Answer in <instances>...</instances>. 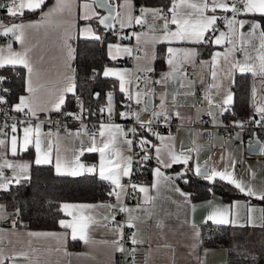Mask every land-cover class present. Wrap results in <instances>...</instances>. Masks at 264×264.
<instances>
[{
    "label": "crops",
    "instance_id": "0c3cea01",
    "mask_svg": "<svg viewBox=\"0 0 264 264\" xmlns=\"http://www.w3.org/2000/svg\"><path fill=\"white\" fill-rule=\"evenodd\" d=\"M116 1V13L114 16L112 29L121 30L122 33H117L114 38L108 41L105 45L106 55L113 61H118L120 59L126 58L127 63L120 65L119 63H114L111 65H106L101 70V76L103 75V70L105 67H110L117 70H127L128 74L132 76L134 72H139L144 74L142 79V85L138 88H132L133 93L137 91L144 92L145 95L141 99V103L137 104L135 101H131V108L127 111H133L140 114L141 120H146L151 118L153 111H160L161 96L163 93H167L166 102L168 105L167 111L169 112V117L166 121L174 120L176 125L174 127V134L172 136L168 135L165 131L159 133L160 136L164 137L163 143L156 135L148 136L147 140L150 141L148 145V154L155 162L152 168L151 179L147 183H139L136 189V194L133 201H126V195L122 194V203L127 208L132 211L121 212L120 216L116 217L110 214L109 209L105 207H100L101 205H115L116 209H119V204L115 196H110L111 201H96L93 203H75V202H62L61 206L64 204L68 205H93L91 209L87 208H70L66 211H62L63 217L60 220L72 221L73 216L68 215L67 212H72L76 216H86L90 217L93 223L89 224L87 229L88 242L83 240L72 239L71 229L62 228L59 226L55 229H33L25 226L17 227L15 229H8L6 227L0 226V256L4 257V262L7 264H128L129 253L133 248L141 249L146 256V264H225L226 263V250L225 247L217 246H201L200 237L197 239L195 236V231L193 229V224H195L199 231L200 225L205 222V218L208 213L212 210L214 205L228 206L233 204V202H239V221L242 225H250L248 222V207H252L255 211L252 213L255 225L261 223V206L257 203L247 201L245 199L237 198L230 202L224 201L217 193L211 192L207 197L192 200L189 198L188 194L183 191L177 184L176 179L173 177V172L166 171V167L158 164L156 159V149L152 145L161 148V156L168 162V150L163 147V144L172 145L173 151L177 154L184 153L189 155L190 159L188 164L183 163L174 164L177 166L178 170H183L184 168L191 167L193 172L197 165L201 169H210L215 166L218 170L223 171L227 168L228 171L234 172L235 176L241 179L246 185L250 184L257 191L264 189V152L261 151L264 148V140L261 138V149L260 155L245 156L243 151V146L241 144H235L234 140L239 139L240 135L238 133L232 134L230 139L223 141L221 139L220 133L216 129L223 122V115H220L221 109L210 108L207 101L204 99L206 95V89L208 85L212 83L211 68L201 67V61H210L211 56L214 52H223L224 47L217 46L215 44H210L212 50L209 52L208 56H197L196 63H185L183 65V72L186 79H183L185 88L181 89V77L177 76L174 80H169L167 85L162 81V77L165 73L170 71L169 65L167 63L168 58V47L175 48H189L195 49L199 53L198 44L191 43H173L169 45L168 43H156L153 47L152 44L145 43V40L151 39V36L141 35L140 42H137V38L134 33H150L151 29L155 27L159 35V29L162 28L163 21L156 20L155 25L151 23V17L148 21L137 25L133 20L130 26L121 27V22L123 21L127 25L128 13L129 11L133 16H139L141 13H136L133 0H131V8L121 7L125 3V0H115ZM6 0H0V3H5ZM209 5H211L212 0H207ZM55 3V0L48 1L40 10L39 14L35 18L25 19L16 22H5L1 19V14L5 18H8L6 9H0V21L5 24L10 25L11 23H24L29 24L41 19V11H48ZM87 3L90 7L85 9L82 7L83 4ZM171 7V5H170ZM150 8V7H149ZM154 8V7H151ZM85 12L95 13L92 18H97L100 11L95 8L94 4L86 0H75L73 4L72 13L69 14L65 11L62 15L56 17L52 24H45L39 28H29L25 30V43L23 47L19 42L12 41L13 50L22 51L24 48L30 49L29 59L33 64L35 72L37 75L33 77V86L37 87L38 90L33 94L32 103L37 112L35 116H46L52 112H57L53 110V104L57 101L60 89L64 87L66 81L64 76L66 74V59L67 50L64 46V39L68 33H71V39L69 43L73 49V59L70 61L71 67L74 69L75 66V48L77 38H91L88 34L81 35L80 30L86 27H91L93 33L99 35L100 37L104 34L102 29L98 30L95 28L89 20L80 19V16ZM222 12L223 17L227 15L231 17V12L225 14L222 10H217L215 15H219ZM206 15H213L209 10L205 12ZM170 18V13H167ZM260 14H247L238 17L240 20H245L243 29L237 27V48H239V33H245V38L249 41L246 49L244 51L235 52V58L241 62L244 61L245 54H250L253 57L257 56L255 49L260 47V30L257 29L254 35L249 36L248 34L252 32V23L259 22L253 17ZM58 25V26H57ZM75 25V27H73ZM138 27H143L142 29H137ZM174 30L175 25H170ZM215 32H209L207 35L211 38L219 36L220 32H227L228 29L225 26V20L222 21V26L219 27L217 24L215 26ZM11 37V35H9ZM12 40V38H11ZM138 44L141 46V50L137 55H129L122 51L123 48H130L132 52L133 45ZM157 44L164 45L165 58L164 67L160 70H155L154 60H155V50ZM209 44V43H208ZM6 43H0V47L6 46ZM109 45H119L121 51L117 54L116 49L113 48V54L116 55L115 59L109 56ZM231 47V45H227ZM7 54L6 52L4 53ZM259 64V60L255 61ZM221 65H223V60L221 59ZM14 68H20L23 75V86L24 90L20 94L13 105L19 103V98L21 96H28L29 93L26 91V79L27 70L23 68L22 65H7ZM151 68V72L145 71V69ZM190 72L192 75L186 73ZM220 69L218 68V72ZM235 73H240L234 71L232 77L229 80L225 78L221 72L218 79L223 80L224 88L219 90V94L213 96L215 102H220L223 99V92L225 90H230L232 80ZM251 74V73H250ZM252 75V74H251ZM253 76V75H252ZM256 75L253 77H259ZM105 77V76H104ZM262 77V76H261ZM116 81V88L120 93L121 97H125L123 93L119 90V82L114 77H108ZM253 80V79H252ZM161 81L160 83H156ZM262 81V87L260 90L256 91L255 104L253 103V84H252V110L257 118L261 116L255 111L256 107L264 106V84ZM44 85V87H39ZM128 86V85H126ZM151 88V101L152 106L145 109V102L147 90ZM213 93L218 90L212 89ZM184 92H190V95H184ZM232 92V91H231ZM71 94V93H69ZM68 95V94H67ZM66 95V96H67ZM175 97V100H173ZM66 98V97H65ZM107 101V100H106ZM103 101L102 105L105 106ZM62 108V106H61ZM229 108V106H228ZM208 111H212L216 114L217 123L212 122L210 117V125L214 129L205 136L199 135L197 126L202 122V116L206 115ZM67 111L61 110L59 113H66ZM107 112V111H106ZM120 111L118 119H120ZM179 113L177 116L176 113ZM115 111L113 115H115ZM132 121L137 122L135 116H130ZM236 122V121H235ZM239 122V121H238ZM103 123L117 124L122 126L119 122H108ZM39 124V123H36ZM35 124V125H36ZM33 125V127L35 126ZM123 127V126H122ZM23 129L16 132H12L8 135H1L0 139L6 141L4 146H0V163L6 159L13 163H28L30 166L35 164V147L34 145L29 146L24 151H17L16 155H12L10 151V142L13 135L17 136L21 142L23 138ZM99 125L96 129L91 131H84L82 129L66 128L59 131L46 130L41 125V133L44 135L43 146L46 147L49 140L53 144V163L49 164L55 174V148L58 145L60 148V156L63 161L71 165L74 159V153L79 155L82 149L90 144V138L93 133L96 134L97 142L100 141L98 134ZM48 133L52 135L47 136ZM125 138L129 139L127 136H120L118 139L123 141ZM207 140L210 145H205L204 141ZM238 147V148H237ZM188 149H195L189 152ZM120 152L122 156H131V149L129 150L125 145H120ZM87 155L88 158L83 157ZM80 163L86 166H97L96 174L99 176V152L89 153L84 151L82 155H79ZM235 161V167L231 166V162ZM36 165V164H35ZM173 166V165H172ZM160 168V171L165 175L170 177V180H165L163 177L159 179V184L156 188H152V184L156 179L153 175V170ZM30 169V167H29ZM28 169V172H29ZM4 174L9 173L12 177L14 175L11 169H3ZM70 171V167H69ZM28 172L26 175H28ZM83 173V172H82ZM196 173V172H195ZM252 173H255L253 176ZM67 175V174H65ZM129 177H122L121 183L127 185V180ZM219 179V178H217ZM105 181V180H104ZM110 186L111 190L114 187L109 181H106ZM143 186L149 189L148 193H142L139 191V187ZM179 189L185 195H180V192L175 191ZM110 190V191H111ZM127 192V189H126ZM146 196L152 197L150 201L145 202ZM212 202L209 205L208 202ZM2 204V203H1ZM247 205V207H246ZM3 206V204H2ZM9 213L5 210L4 206L0 210V222L3 221ZM129 215L134 217L133 224L131 227V232L128 236L126 242H121V233L118 230V226L127 227L126 222ZM113 217L115 219L113 220ZM211 222V221H210ZM56 233L55 237L50 236H31L29 233ZM136 233V238L141 241L140 243L133 244L131 242L132 234ZM74 242V244L72 243ZM118 241L120 245L123 246V251H117L116 245L113 243ZM75 245L77 243V248H70L68 244ZM24 253V256L19 255Z\"/></svg>",
    "mask_w": 264,
    "mask_h": 264
},
{
    "label": "snow or ice",
    "instance_id": "6c2138e0",
    "mask_svg": "<svg viewBox=\"0 0 264 264\" xmlns=\"http://www.w3.org/2000/svg\"><path fill=\"white\" fill-rule=\"evenodd\" d=\"M46 0H6L5 3H0V9H6L7 16L15 19L17 17L23 16L25 11L36 12L37 10H41L45 5ZM75 0H55L54 5L48 9V11H41V19L39 21L24 24V23H11L10 25L5 24L3 21H0V36H9L11 35L12 40L6 46L0 47V67H4L7 65L15 66L22 65L23 68L27 70V79H26V91L29 95L21 96L19 98V103L14 105V109L17 112H24L27 109L28 113H31L33 116L36 115L37 108L33 106L32 97L33 94L38 90L37 87L33 86V77L37 75L33 64L29 59L30 49L24 48L22 51L13 50L12 41L19 42L23 47L25 43V30L29 28H39L45 24H52L53 20L62 15L65 11L69 14L72 13L73 4ZM83 8L88 9L90 6L85 3L82 5ZM121 7L131 8V0H125V3L121 5ZM222 10L225 14L231 12V17L229 18L227 15L223 17L225 20V26L228 29L227 32L221 31L219 36H215V38L209 37L207 34L209 32L216 31V24L218 17L215 15L217 10ZM211 11L213 15H206V11ZM139 16H133L129 11L127 25L122 21L121 27L130 26L132 21L134 20L137 25L143 24L148 21V18L151 17V23L155 25L156 20H162L163 25L162 28L159 29V35H157L158 30L153 27L150 33H134L137 38V42H140L141 35L151 36V39L145 40V43L152 44L153 47L156 43H168L169 45L173 43H191V44H201V43H209L215 44L217 46L224 47L223 52H214L211 56L210 61H201V67H210L211 68V77L212 83L208 85V89H206V95L204 99L207 101V104L210 108H219L221 109L220 115H223L225 112L229 110L228 106H230L233 102V94L230 90H225L223 92V99L220 102H215L213 100V96L219 94V90L224 88L223 80L218 79L221 72L225 78L229 80L232 77V73L234 71H238L242 74L251 73L253 76L260 75L264 76V29H261V25L258 23H252L251 28L252 32L248 35H254L257 29L260 30V47L255 49L257 52V56L253 57L250 54H245L244 61L241 62L235 58V52L244 51L249 43V41L245 38V33H239V48H237V27L243 29L247 21L238 19L241 15L247 14H260L264 16V0H212L211 5L207 2V0H171V7L167 9V13H170V18L165 13L162 8H148L141 7ZM87 12L80 16V19L89 20L92 16ZM111 17H103L100 18V24L104 25L105 28L110 27L108 21ZM170 25H175V29L173 30ZM58 26V25H57ZM75 27V25H73ZM80 34H88L91 38L95 40H100L101 37L93 33L91 27H86L80 30ZM71 39V33L66 35L64 39V46L67 50V59H66V74L64 76V80L66 81L63 88L60 89V93L57 101L53 104V110L59 112L61 111V106L65 103V97L67 94L71 93L75 95L76 83H75V71L71 67L70 61L73 59V49L69 43ZM227 45H231V47H227ZM109 56L112 59L116 58V55L113 54V48L116 49L117 54L121 51L119 45H109ZM123 52L131 54L130 48H123ZM7 53L6 55L4 53ZM168 58L167 63L169 65L170 71L165 73L162 77V81L165 85L169 82V80H174L177 76H180L181 89L185 88V84L183 83V79H186L183 72V65L185 63H196V57L198 53L195 49L189 48H175L168 47ZM221 59L223 60V65H221ZM256 60H259V64H256ZM218 68L220 71L218 72ZM147 72H151V68L145 69ZM95 73V70H93ZM103 75L105 77H114L119 82V90L123 93L128 101H135V103H141L142 97L145 95L144 92L137 91L135 93L131 90V85L133 83L132 77L128 74L127 70H117L110 67H105L103 70ZM4 78L0 77V81ZM140 77H137V86L139 84ZM161 81H157L156 83H160ZM128 85V86H126ZM39 87H44V85H40ZM230 88V85H229ZM218 90L216 93H213L211 90ZM7 91V90H5ZM152 89L149 88L147 90V94L151 95ZM184 95H190V92H184ZM99 97V94H96ZM167 93H163L161 96L160 103V111H153L152 117H161L163 116L165 120L169 117V112L167 111L168 105L166 102ZM255 95L256 89L253 88V103L255 104ZM175 100V97H173ZM6 102L3 97H0V103ZM144 110H147V104ZM77 104L80 105L81 109H83L82 101L79 97H77ZM127 108H131V104L126 105ZM101 113L107 111L109 118H111L114 112L113 105V92L107 93V103L105 106L99 109ZM255 111L261 115V120L256 121L257 124H260L264 121V106H259L255 108ZM73 117V119H83L82 114L80 113H67ZM178 116L179 113L177 112ZM207 115L212 118V122L217 123L216 114L212 111H208ZM120 116L122 118H127L128 116H135L137 123H140L141 127H144L145 124L149 126L154 122L153 119H149L147 121H142L140 119V114L133 111H125L121 112ZM237 126L242 127L243 125L240 122H236ZM12 132H16V125L11 126ZM148 131H152L151 127L147 129ZM129 132L136 133L135 128L128 129ZM99 137L101 138L99 142L96 140V134L90 138V144L87 145L79 155H82L84 151L89 153L99 152V176L101 180L109 181L111 185L114 187L108 193L110 196H115L116 200L119 204L120 212H131L132 210L127 208L122 203V194L127 195L126 189L129 185H124L121 183L122 177H130L132 174V164L133 159L132 156H122L120 152V145H125L129 150L132 148L134 141L125 138L123 141H120L118 138L120 136L126 137V132L124 128L117 124L108 123L105 124L103 122L100 123L98 129ZM51 133H48L47 136H51ZM153 135H156L158 139L163 143L164 137L160 136L159 133L153 132ZM44 135L41 133V124H36L34 127L29 125L24 127L23 129V138L21 140L13 135L11 137L10 142V151L12 155H16L17 151H24L29 146L34 145L36 155H35V164L36 165H45L53 163V144L51 140L48 141L47 146H43ZM6 141L0 139V146H4ZM150 144V141L142 138L139 141V145L141 150L147 153L146 146ZM156 149V159L158 164L163 167L170 168L174 164L183 163L185 165L188 164L190 159L189 155H185L184 153L177 154L173 151L172 145L163 144V147L168 150V162L161 156V148L155 145H152ZM195 149H188L189 152L194 151ZM264 152V148L261 149ZM55 170L58 175H72L77 176L82 172L93 173L96 171L95 165L86 166L80 163L79 155L74 153V159L69 165L67 162L63 161L60 156V148L57 145L55 148ZM150 159L148 154H145L142 157V160L147 161ZM231 166L235 167V161L231 162ZM30 165L28 163H13L8 160H4L3 163H0V190L7 191L9 186L13 183L19 185L23 181L29 180L30 177L26 175L28 172ZM70 167V171H69ZM8 168L11 169L14 173L13 177H6L3 169ZM195 172L197 175H202L209 182H215L217 178L220 181H226L228 184L233 185L239 192L243 193L246 196L254 197L258 200L264 201V189L257 191L250 184L246 185L241 179L237 178L234 172H230L225 168V170L220 171L215 166L210 169H201L199 165L195 168ZM153 175L156 178L154 183L152 184V188H156L159 184V179L163 177L165 180H170L171 178L165 176L160 168H156L153 170ZM182 175V174H178ZM254 176L255 173H252ZM130 187L135 191L137 189V185L134 183L130 184ZM139 191L142 193H148L149 189L143 186L139 187ZM175 191L180 192L177 188ZM211 191V189H210ZM180 195L184 196L183 192H180ZM152 197L146 196L145 202L150 201ZM209 205L212 202H208ZM87 208L91 209L93 205H68L64 204L61 206L62 211H66L70 208ZM100 207L105 208H114L115 205H101ZM239 202H233V204L228 206L223 205H214L212 206V210L208 213L205 218V223L211 221L215 225H240L239 221ZM247 207V205H246ZM3 206L0 205V210H2ZM255 211L254 208L248 207V222L255 226L252 213ZM264 212V209L261 210ZM68 215L73 216L72 221L60 220L59 224L62 228L71 229L72 239H77L79 237L80 240L88 242L87 237V229L89 224L93 223L90 217L86 216H76L72 212H67ZM115 217H113V220ZM133 219L131 215L126 222L127 227H134ZM193 229L195 231V236L197 239L200 237V231L198 227L193 224ZM122 228L123 226H118V230H120L121 238H122ZM31 236H50L55 237L56 233H29ZM131 242L135 245L140 243L136 238V233L132 234ZM116 245L117 251H123V246L119 244L118 241L113 242ZM135 251V249H133ZM19 255L24 256V253H20ZM238 256H240L243 260H247L246 252H238ZM4 257L0 256V264H4ZM255 258H253L254 260Z\"/></svg>",
    "mask_w": 264,
    "mask_h": 264
},
{
    "label": "trees",
    "instance_id": "16d2710c",
    "mask_svg": "<svg viewBox=\"0 0 264 264\" xmlns=\"http://www.w3.org/2000/svg\"><path fill=\"white\" fill-rule=\"evenodd\" d=\"M50 0H46V3ZM134 6L162 8L165 13L171 5V0H133ZM45 3V4H46ZM40 10L36 12L25 11L23 16L12 19L5 18L1 14V19L5 22H16L31 19L38 16ZM222 12L219 14L221 15ZM264 29V16H253ZM89 22L98 30L95 18ZM218 25V23H217ZM111 29V28H110ZM110 29L104 32L100 40L93 38H77L75 48V95L68 94L61 110L71 113L77 104V97L82 101L86 109H96L107 100V93L113 92L114 116L118 117L120 111H127L126 105H121L120 93L116 88L114 79L101 76V70L106 65L118 63L111 60L105 53V45L114 38L110 34ZM198 56H208L212 46L208 43H201L196 46ZM165 51L163 44H157L155 50L154 68L160 70L164 67ZM95 70V73L93 72ZM14 71H18V76H13ZM8 75L9 79L3 82L5 95L9 102H15L24 90L23 75L20 68L10 66L0 67V76ZM252 78L250 73H235L231 91L233 102L229 110L223 114V120H261L257 118L252 110ZM264 84V76H262ZM95 93L99 94L95 96ZM61 112V111H59ZM233 113V115H232ZM120 115V114H119ZM118 119V118H117ZM264 122V121H263ZM83 157L88 158L87 155ZM155 165L153 159L145 161L138 166L135 172L136 183H147L151 179L152 168ZM178 170L176 165L167 168L166 171ZM174 173V172H173ZM28 176L29 180L17 185L9 186L7 191L0 190V200L9 214H17L21 218L25 227L33 229H55L59 226L60 219L64 216L60 210L62 202L93 203L96 201H111L108 194L111 186L101 180L96 172H83L80 175H58L55 174L49 164L31 165ZM178 186L185 191L189 198L198 200L207 197L211 192L217 193L224 201L230 202L233 199L241 198L257 203L264 209V201L254 197H249L239 192L233 185L226 181L216 179L209 182L203 176L193 172L191 167L184 168V174L176 179ZM211 189V191H210ZM137 192V191H136ZM201 246H223L226 250L225 264H264V212L261 211V223L259 225H215L208 221L200 226ZM74 244V242L72 241ZM70 248H77L68 244ZM238 252H246L247 260L238 256ZM253 258H255L253 260ZM4 264H7L4 262Z\"/></svg>",
    "mask_w": 264,
    "mask_h": 264
},
{
    "label": "built area",
    "instance_id": "2783aa9c",
    "mask_svg": "<svg viewBox=\"0 0 264 264\" xmlns=\"http://www.w3.org/2000/svg\"><path fill=\"white\" fill-rule=\"evenodd\" d=\"M141 9V6H135L136 13H139ZM218 17H221V19H218L217 23L218 26H222L223 21V15H218ZM143 27H138L137 29H142ZM117 33H122L121 30L118 29H110V34L115 35ZM9 41H11L10 36H0V43H6L8 44ZM141 50V46L138 44L133 45L131 55H137ZM120 65H124L127 63V59L123 58L118 61ZM187 73V70H186ZM188 75H192V73L188 72ZM18 71H14L13 76H18ZM4 79L0 81V97H3L6 102L0 103V136L1 135H8L12 133L11 126L16 125L17 130L19 131L24 127H27L29 125H35L36 123H39L42 125V127L46 130L50 131H59L66 128H75V129H82L84 131H91L94 130L100 125L101 122L108 121V122H119L125 132L126 136L134 141V144L131 148V156L133 159L132 164V174L127 180V195H126V201L130 202L134 200V196L136 194V190L134 191L130 184L136 183L135 179V170L138 166L145 163L144 160H142V157L145 154H148V145L147 153L143 150H141V147L139 145V141L144 138L147 139L148 136H152L153 132L160 133L161 131H165L168 135L172 136L174 134V127L176 125V122L174 120L166 121L163 116L154 118V122L149 126L148 124H145L144 127H141L140 123L132 121V119L127 120H121L117 119L116 116L112 114L111 118H109L108 113L105 111L104 113H101L99 109L103 107L102 103L98 106L96 109H86L83 107L81 109L80 106H77L74 108V110L71 113H80L83 116V119H73L72 116L67 115V113H59V112H52L50 114H47L46 116H33L31 113L27 112V109H25L24 112H17L14 109V105L12 102H9L5 95V88L3 86V82L7 81L9 79L8 75L0 76ZM132 88H138L142 85V79L144 78V74L139 72H134L132 74ZM137 77H140L139 84L137 86ZM131 104V101H128L126 97H124L121 100V105H128ZM233 115V113H232ZM152 118H148L147 121ZM210 117L209 115H203L202 116V122L197 126L199 135L205 136L209 132H211L214 127L210 125L209 123ZM256 119L254 120H244L239 121L243 126L239 127L237 126L235 120H229L223 122L220 126H217L216 129L220 133L221 139L223 141H226L230 139L232 134L238 133L240 135L239 139L234 140L235 144H241V146L245 147L246 143L250 142L252 139V132H256L257 137L261 140V138H264V122L262 121L260 124L256 123ZM151 127L152 131H148L147 129ZM135 128L136 133L129 132L128 129ZM205 145H210V143L205 140ZM149 155V154H148ZM6 177L11 178L12 176L9 173L5 174ZM0 200V204H1ZM110 214L118 217L120 216L121 212L116 208H110L109 209ZM1 227H6L8 229H15L17 227L24 226L21 218L17 214H9L3 221L0 222ZM131 232V227H124L121 242L124 243L128 239V236ZM135 249V251H133ZM129 253V259L128 264H146V256L145 253L139 249V248H133Z\"/></svg>",
    "mask_w": 264,
    "mask_h": 264
},
{
    "label": "water",
    "instance_id": "95a60500",
    "mask_svg": "<svg viewBox=\"0 0 264 264\" xmlns=\"http://www.w3.org/2000/svg\"><path fill=\"white\" fill-rule=\"evenodd\" d=\"M86 1H90L94 4L95 8L98 9L100 11L99 16L96 18V23L98 25V27H100L102 29L103 32H106L107 30H109L111 28V25L113 24L114 21V16L116 13V1L115 0H86ZM103 17H111V19H109L108 23L110 25V27L105 28L104 25L100 24V18ZM97 93H95L96 96ZM147 104V107H151L152 106V101H151V96L147 95L146 96V102H145V106L146 103L149 102ZM152 119H154L151 116ZM121 120H127L130 119V116H128L127 118H122L120 116ZM261 140L257 137L256 132H252V139L250 142L246 143L245 145V151L246 153H248L249 155H258L260 153V149H261ZM203 170V169H202ZM178 174H184L183 170H177L175 173H173V177L175 179L181 177L182 175H178ZM202 176V175H199Z\"/></svg>",
    "mask_w": 264,
    "mask_h": 264
},
{
    "label": "rangeland",
    "instance_id": "374dc122",
    "mask_svg": "<svg viewBox=\"0 0 264 264\" xmlns=\"http://www.w3.org/2000/svg\"><path fill=\"white\" fill-rule=\"evenodd\" d=\"M253 80H252V84H253V87L256 89V91L257 90H260L261 89V87L263 86L262 85V81L261 80H263L262 79V77L261 76H259V77H253L252 78ZM106 103H107V101L105 102V105H106ZM64 130V129H63ZM264 139H262V141H263ZM238 148V147H237ZM243 151H244V153H245V156H254V155H249L248 153H246V151H245V147H243ZM260 155V154H259ZM258 155V156H259ZM0 205H2V204H0Z\"/></svg>",
    "mask_w": 264,
    "mask_h": 264
}]
</instances>
